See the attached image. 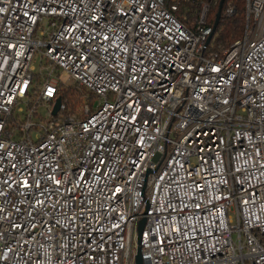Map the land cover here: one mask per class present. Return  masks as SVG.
Returning <instances> with one entry per match:
<instances>
[{"label":"built area","instance_id":"1","mask_svg":"<svg viewBox=\"0 0 264 264\" xmlns=\"http://www.w3.org/2000/svg\"><path fill=\"white\" fill-rule=\"evenodd\" d=\"M216 1L0 0V264H264V0Z\"/></svg>","mask_w":264,"mask_h":264},{"label":"trees","instance_id":"2","mask_svg":"<svg viewBox=\"0 0 264 264\" xmlns=\"http://www.w3.org/2000/svg\"><path fill=\"white\" fill-rule=\"evenodd\" d=\"M232 3L235 8L234 20L231 22L229 19L221 17L214 29L213 43L215 46L218 44H228L238 38L244 30L245 23V0H224L221 10L228 4ZM219 0L216 1L209 15V23L213 25L215 14L218 9ZM185 21V20H184ZM63 97L66 98L68 105L71 107L75 101L78 100L77 93L70 88H60ZM74 101V102H73Z\"/></svg>","mask_w":264,"mask_h":264},{"label":"water","instance_id":"3","mask_svg":"<svg viewBox=\"0 0 264 264\" xmlns=\"http://www.w3.org/2000/svg\"><path fill=\"white\" fill-rule=\"evenodd\" d=\"M223 2H224V0H219L218 9H217V12L215 14V19H214V23H213V31H214V29H215V27H216V25L220 19V13H221V8H222ZM209 38H210V36H209ZM58 107H59V99H56L53 110H52L53 114L56 113V111L58 110ZM143 224H144V219H142L138 225V241H139V237H140V233H141ZM135 262H136V264H142V259H141V255L139 253V249L137 250V254L135 256Z\"/></svg>","mask_w":264,"mask_h":264},{"label":"rangeland","instance_id":"4","mask_svg":"<svg viewBox=\"0 0 264 264\" xmlns=\"http://www.w3.org/2000/svg\"><path fill=\"white\" fill-rule=\"evenodd\" d=\"M215 5H214V3L210 6V8H209V12H208V17H209V15H211V12H210V10H212L213 9V7H214ZM220 18H221V16H220ZM224 18V17H223ZM231 22H233V20H234V17L232 18V19H229ZM243 32V31H242ZM242 35V33L240 34V36ZM239 36V37H240ZM238 37V38H239ZM238 38H236V39H238ZM235 39V40H236ZM235 40H233L232 42H230V43H228V44H218L217 46L218 47H223V46H229L231 43H233ZM34 62H35V64L38 66V63H39V58L38 57H36L35 58V60H34ZM76 106V102H74V104L72 105V108L74 109V107ZM46 112H47V109H46V107H45V105H40L39 107H38V113L40 114V115H36L35 117H34V121L35 122H39L40 121V119H41V117H43V116H45V114H46Z\"/></svg>","mask_w":264,"mask_h":264}]
</instances>
